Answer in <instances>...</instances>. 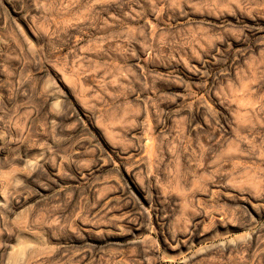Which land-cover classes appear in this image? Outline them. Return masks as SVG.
<instances>
[{"label":"rangeland","instance_id":"rangeland-1","mask_svg":"<svg viewBox=\"0 0 264 264\" xmlns=\"http://www.w3.org/2000/svg\"><path fill=\"white\" fill-rule=\"evenodd\" d=\"M0 264H264V0H0Z\"/></svg>","mask_w":264,"mask_h":264}]
</instances>
